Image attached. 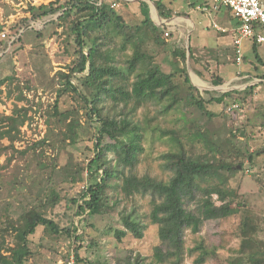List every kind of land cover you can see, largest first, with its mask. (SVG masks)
Instances as JSON below:
<instances>
[{
    "label": "trees",
    "instance_id": "16d2710c",
    "mask_svg": "<svg viewBox=\"0 0 264 264\" xmlns=\"http://www.w3.org/2000/svg\"><path fill=\"white\" fill-rule=\"evenodd\" d=\"M99 1L51 0L47 4H31L28 7L30 16L21 17L10 27L9 37L18 34L11 47L14 44L22 46L27 31L35 32V53L44 52V41L48 37L64 36L63 48H59L56 56V61L63 63L62 69L56 72L57 96L44 114L51 132L41 143L55 146L56 142L61 141L65 145H73L87 140L92 142L87 149L94 151L95 155L79 163L83 169H88L89 180L81 191L82 202L65 197L66 208L71 213H55V218L44 211L49 207L55 209L62 201L56 189L49 188L47 184L50 175L40 182L41 189L32 201L25 203L20 200V219L13 216L16 211L13 201L0 199V264H31L36 252L31 247L30 236L36 233L39 226L49 229L55 237L67 238L75 244V264H97V258H91V255L99 256L101 238L99 233L92 232L96 230L92 218L109 213L113 207L107 190L114 178L128 198L136 194L152 196L150 218L152 223L158 225L161 244L155 246L153 260L149 262L134 251L98 260L102 264H183L186 231L198 233L205 221L224 218L231 210V205H226L231 202L228 199L236 195V188L229 185V175L244 170L247 163L260 167L261 158L264 157V147L251 150L247 140L250 135H255V129L264 127L263 118L260 123L243 122L240 127L230 122L227 125L228 134L219 136V142H214L210 135L195 132V138L211 142L207 154L193 155L180 135L172 132L176 147L163 154L164 165L172 173L171 177L162 180L133 172L138 156L144 150L146 128L127 115L119 116L112 109L121 105L126 107L130 102H134L136 108L156 100L165 103V111H169L185 100L212 119L218 115L209 111L208 105L222 106L223 116H228L237 110L227 112L228 106L234 103L242 105L254 94L257 85L224 92L198 89L191 82L186 64L188 59L192 71L202 80L218 86L225 83V79L217 72L208 77L201 67L202 59L195 56L191 46L174 48L171 52L176 62L182 60L185 63L180 69L165 71L155 60L158 50L154 45L168 44L164 39L168 26H159L151 18L147 1H139L144 13L139 24L129 23L123 16L122 10L129 4L128 1L102 0L101 4ZM114 1L119 6L112 7ZM152 1L161 19H170L175 14L167 0ZM35 22L41 26H34ZM254 26L259 29L257 23ZM115 38L120 40L117 42ZM112 42L116 47H111ZM2 43L4 46L0 47V51L5 52L8 39ZM117 50L125 59L118 58ZM22 57L25 58L24 55ZM243 58L245 62L248 61L247 57ZM257 58L264 65V61L259 56ZM24 64L29 67L30 61ZM15 80V73L0 78V103L2 86ZM16 86L19 90L17 98L23 100L22 86L20 83ZM8 93L11 94L12 90ZM66 95H71L76 103L63 109L61 101ZM31 119L28 109L18 105L10 114L0 113V160L6 151L14 149V142L21 138V127ZM249 125L250 131L247 129ZM2 139H8L11 143L5 145L1 143ZM29 149L31 147L20 153L25 154ZM13 158L11 155L6 163L0 161V170L6 168ZM56 165H51V169L56 170ZM126 169L130 171L126 172ZM1 188L2 182L0 192ZM214 195L222 204H216ZM193 203L196 204L194 208ZM240 211L241 241L237 249L231 250L228 264H264V214L253 211L246 203L240 204ZM121 219L123 228L115 230L119 241L128 233L137 238L143 237L145 225L136 211L123 213ZM14 234L15 245L10 242V236ZM117 248L121 252L120 246ZM83 249L89 253L86 258L81 256ZM193 250L200 251L199 263L217 253L207 248L203 241ZM64 259H68V256H64Z\"/></svg>",
    "mask_w": 264,
    "mask_h": 264
},
{
    "label": "rangeland",
    "instance_id": "374dc122",
    "mask_svg": "<svg viewBox=\"0 0 264 264\" xmlns=\"http://www.w3.org/2000/svg\"><path fill=\"white\" fill-rule=\"evenodd\" d=\"M20 1L26 5L23 11H28L31 4L39 5L40 3L37 0ZM129 1V4L122 10L123 16L129 23L139 24L144 18L140 0ZM145 1L149 3L151 18L154 21L161 20L155 3L152 0ZM167 1L170 2V0ZM171 1L173 2L172 8L181 7L187 3L186 0ZM18 2L16 1V3ZM195 13L189 16L194 22H188L189 29L177 26V28L182 29L183 37L188 32V36H185L186 42L181 43L180 47L174 43L178 36L177 28L169 38L170 41L164 38L168 44L154 45L155 49L158 50L155 58L156 62L160 63L167 72L180 69L185 62L182 60L176 62L171 51L175 47L188 48V46H191L193 52L197 53V56H195L202 59L201 67L206 75L209 77L217 72L226 81L222 85L215 86L209 81L202 80L192 71L188 59L186 63L188 73L191 76L192 84L198 89L224 92L251 85L252 83L235 86L228 80L237 76V72H240L243 68H252L249 67L251 65H248L251 64L249 61L257 59L252 40H245L243 46V53L246 54L248 63L242 66L238 65L235 46L229 40L231 33L218 31L213 26L215 22L225 28L228 21L222 16L206 17L201 10H196ZM59 31H62V28H59ZM26 33L25 38L29 35L35 37L34 31H27ZM63 39L64 36L45 39L43 53H35L37 50L34 43L29 52H27L29 48H21L19 47L20 44H14L11 48L7 46L8 49L0 58V78L10 76L13 73L16 77L13 83L8 82L4 84L5 87H2L0 113L10 114L15 105H18L28 109V114L32 117L21 127V138L14 142V149L6 151L0 160L1 163H6L7 157L11 155L14 157L6 168L0 170V182H2L0 199L13 201V209L16 211L14 213L12 210V212L15 219H20L18 218L22 211L20 200L22 199L25 203L28 200L32 201L36 197L37 191L41 189L40 182L44 179L47 180L49 175L51 176V179L47 182L49 188L56 189L62 197L61 205H57L55 209L49 207L44 210L52 217H55V213L61 215L65 211L71 213V210L66 208L65 197L76 198L79 202H82L81 191L89 180L88 169H83L79 163L85 158L88 161L95 155L94 151L87 149V146H91L92 142L81 140L77 144L65 145L58 141L55 146L41 143L46 135L51 132V127L48 126L44 114L46 109L54 103L57 96L58 77L56 72L62 69L63 63L57 62L56 56L59 48L62 47ZM114 40L118 42L120 38ZM36 43L39 44V41H36ZM111 47H116L114 42L111 43ZM257 48L264 58V43L257 45ZM117 52L119 59H125V56L118 50ZM25 61H30L29 67H26ZM16 62H18L17 65ZM10 64L12 67H9ZM256 64H259L258 61ZM258 70L264 71V67L260 66ZM18 83L22 86L25 97L23 100L17 98L19 90L16 85ZM10 89L12 90L11 94L8 93ZM205 97L210 98L209 95ZM75 103L71 95H66L62 98L61 106L65 109ZM134 105V102H130L126 107L121 105L111 110L119 116L127 115L131 117L146 128V139L143 142L144 150L139 154L133 172L140 176L149 174L158 179L168 180L172 173L164 165L163 154L176 147L172 132L180 135L181 140L193 155L207 154L211 142H207L204 138H195L193 134L200 131L208 136L210 135L214 142H219V136L224 137L228 134L226 133L227 125L230 122L234 123L235 127H240L243 122H246V124L260 123L264 118V87L255 89L254 94L249 96L242 105L239 103L237 110L232 114H228V116H223L222 106L217 104L208 105L209 111H213L218 115L212 119L202 114L200 110L188 104L185 100H182L179 106L169 111H165V103L156 100H150L136 108H134ZM7 110H11V112L6 113ZM226 111L229 112L228 108ZM232 117H234V120H232ZM61 126L60 124L58 128L60 129ZM247 129L250 131L251 126L249 125ZM247 140L250 142L251 150L264 147V131L259 130L258 127L255 129V135L253 137L250 135ZM1 143L9 145L11 142L8 139H2ZM30 147L31 149L25 154L20 153V151ZM54 163L57 164L56 170L51 169V165ZM129 171V169H126V172ZM229 177L231 178L229 185L236 188V195L228 199L231 200L230 204H226L231 205V210L227 211L224 218L205 221L198 233L191 230L186 231V250L183 264H228L231 250L237 249L241 241L242 212L240 211V204L246 203L253 211L261 215L264 214V157L261 158L260 167H252L247 163L244 170L229 175ZM110 184L111 186L108 187L107 192L110 205L113 207L109 209V213L92 218L96 226V230H92V232L100 234L101 249L99 256L92 254L91 258H97L96 263L102 264L98 259L119 253L128 254L130 251H134L145 257L146 262L153 260L154 248L161 244V239L158 225L152 223L150 218L152 196L150 194H136L128 198L123 194L120 186L117 185L116 178L111 180ZM214 199L216 204H222L217 195H214ZM195 205L193 203L192 208ZM131 211H136L145 225L144 235L142 238H137L134 234L128 233L122 241H119L116 238L115 230L123 228L122 214ZM75 221L77 223L78 218ZM15 240V234L11 235V244L15 245ZM30 240L31 247L36 252L31 264H67L74 253L75 244H72L67 238L55 237L49 229L43 226L37 228L36 233L30 236ZM202 241L207 248H211L217 253L215 256H208L203 263H199L200 251H192V249ZM117 246H120L121 252ZM88 254L85 249L81 250L83 258H86ZM64 256H68V259L65 260ZM79 264H85V262Z\"/></svg>",
    "mask_w": 264,
    "mask_h": 264
},
{
    "label": "crops",
    "instance_id": "0c3cea01",
    "mask_svg": "<svg viewBox=\"0 0 264 264\" xmlns=\"http://www.w3.org/2000/svg\"><path fill=\"white\" fill-rule=\"evenodd\" d=\"M16 1H19V2L16 3ZM37 1L40 2L39 3V5H40L42 3L47 4L51 0H37ZM125 1L130 2L129 0H125ZM186 1H187L186 5L184 4L181 7L173 8L175 14L173 15L172 18L161 19V20L157 19L158 21H155V22L159 26H162V27L164 25H167L168 29L166 31H169L170 35H171L173 32H175V29L177 28V26L189 29L188 22L194 23L190 19L189 16L191 14L195 13L196 10L200 11L199 9H197L198 5H206L210 8L211 15L208 16L206 13L203 12L204 16H206V17L222 16L226 19V21H228L227 22L228 24L225 28L220 26V25L219 26L222 28L221 30L216 28V27L215 28L218 31L230 32L231 35H230L229 40L232 44H234V32H235V29L239 26L240 20H239V18H237L235 16L233 11L229 7L223 6L220 3H216L213 0H186ZM20 2H21L20 0H0V33L3 29L7 28L9 30V32H8V35H9V33L11 32L10 27L17 22L16 21L17 19H19L20 17L30 16V12L23 11V9L26 8V5L24 4V2H21V3ZM170 3H171V5L173 4V2L171 0H170ZM179 12H184V13H183V15H179L178 14ZM8 26H10V27H8ZM177 29H178V36L176 37V40L174 43L177 44L176 46L180 47L181 43L183 44V42H186L185 36H188V32L183 37V34L181 32L182 29H180V28H177ZM170 35H169V37L165 36V39L167 41L171 37ZM4 40H7V39H1L0 38V47L4 46L2 43V42H4ZM245 40H252V45H253L254 52L256 53V57L259 56L264 61V58L260 55V53L258 52V48H257V45H262V44L256 43L251 38H245L242 42V48L244 46ZM23 42H24L23 45L21 46V44H20V47L21 48L23 47L24 49L29 48V50L27 51V52H29L33 47V43L35 42V38L33 37V35H29V36H26V38ZM234 46H235V44H234ZM178 47H175V48H178ZM188 48H189V46H188ZM15 52H16V50H15ZM4 53L5 52L0 51V58L4 55ZM194 54L197 56V53L194 52ZM243 56L247 57L246 54H244V53H243ZM242 61L244 63L243 62H241V63L237 62V64L242 66L243 64L248 63V61L247 62L244 61V58ZM257 61L259 64H256ZM249 62L251 64H248V65H251L249 67H252V68H243L240 72H237V74H238L237 76L231 77L228 80V82L233 83V85H235V86H241V85H246V84L252 83L251 85H257L256 89L264 87V71L258 70V67H260V66L264 67V65L259 61L258 58L256 60H252V61L250 60ZM0 63H1V61H0ZM17 64H18V62H16V65ZM9 67H12L11 64L9 65ZM10 70H11V68H10ZM189 76H190V74H189ZM1 78H4V77H1ZM190 79H191V76H190ZM2 87H5V86L3 85ZM246 87H248V86H246ZM246 87L236 88V89H245ZM228 91H230V90H228ZM10 112H11V110L6 111V113H10Z\"/></svg>",
    "mask_w": 264,
    "mask_h": 264
},
{
    "label": "built area",
    "instance_id": "2783aa9c",
    "mask_svg": "<svg viewBox=\"0 0 264 264\" xmlns=\"http://www.w3.org/2000/svg\"><path fill=\"white\" fill-rule=\"evenodd\" d=\"M216 3H220L223 6L229 7L235 16L239 18L240 24L234 32V44L236 49V61L241 63L243 60V48L242 42L245 38H251L256 43H264V0H213ZM102 3V0L99 1ZM119 6L118 2H112V7ZM197 9L206 13L208 16L211 15V10L206 5H198ZM254 23L259 25V29L254 26ZM34 26L40 27L41 24L33 23ZM213 26L222 29L217 23H213ZM9 30L3 29L0 33L1 39H8V48H11L12 41L18 36L15 34L11 37L8 35ZM165 36L169 37L170 32L165 31ZM7 48V49H8ZM6 49V50H7ZM239 107V103H234L228 107V111ZM264 131V127L260 128ZM67 264H75L74 253L71 255Z\"/></svg>",
    "mask_w": 264,
    "mask_h": 264
},
{
    "label": "water",
    "instance_id": "95a60500",
    "mask_svg": "<svg viewBox=\"0 0 264 264\" xmlns=\"http://www.w3.org/2000/svg\"><path fill=\"white\" fill-rule=\"evenodd\" d=\"M50 130V129H49Z\"/></svg>",
    "mask_w": 264,
    "mask_h": 264
}]
</instances>
